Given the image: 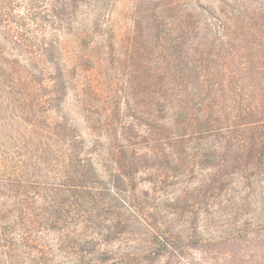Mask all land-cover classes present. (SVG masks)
<instances>
[{"label": "trees", "instance_id": "obj_1", "mask_svg": "<svg viewBox=\"0 0 264 264\" xmlns=\"http://www.w3.org/2000/svg\"><path fill=\"white\" fill-rule=\"evenodd\" d=\"M39 1L17 16L0 0V257L55 264L69 250L76 264H146L167 244L150 225L144 247L134 237L136 222L147 224L129 189L139 168L154 184L184 179L173 199L190 208L226 196L233 175L264 174V0H137L125 44L151 118L147 151L120 145L110 169L69 151L65 179L54 183L36 174L55 136L43 114L58 110L75 80L59 47L70 38L90 47L79 17L88 0ZM198 165L206 173L189 184Z\"/></svg>", "mask_w": 264, "mask_h": 264}, {"label": "rangeland", "instance_id": "obj_2", "mask_svg": "<svg viewBox=\"0 0 264 264\" xmlns=\"http://www.w3.org/2000/svg\"><path fill=\"white\" fill-rule=\"evenodd\" d=\"M5 1L10 2L11 13L17 16H25L34 3H41L39 0ZM136 1L88 0L80 6L79 17L90 32V47H75L74 38L68 39L69 47H59L67 66L76 69L75 80L58 110L43 114L45 129H50L55 136L47 146L52 154L36 174L51 183L65 179L63 167L69 151H76L87 163L91 159L100 169L114 167L120 145L131 143L138 152L147 151L150 141L143 135L151 118L147 105L142 104L141 96L131 85L129 47L125 44L134 29ZM3 48L15 50V47ZM18 59L22 64L28 63L25 57ZM34 144L33 147L40 148L38 142ZM139 169L129 189L132 192L135 187L139 213L147 224L136 222L134 237L144 247L152 238L146 234V227L151 229V226L163 235L161 242L167 244L162 250L156 246L155 254L146 264H264V174L233 175L226 196L214 200L209 207L202 204L190 208L173 199L185 184L184 179H176L171 185V182L154 184L146 168ZM205 173L206 168L198 165L195 178L189 184L197 182ZM143 190H148L150 197ZM89 229L82 227L81 233L90 234ZM40 235L53 242L56 237L55 232L47 230ZM108 247L115 250L117 243ZM61 253L54 258L55 264L77 263H74V253L69 250ZM17 254L0 257V264H33L28 253ZM120 262L111 258L103 264Z\"/></svg>", "mask_w": 264, "mask_h": 264}]
</instances>
